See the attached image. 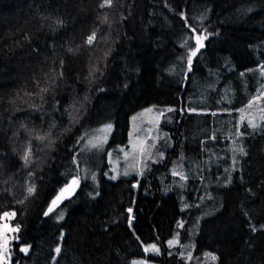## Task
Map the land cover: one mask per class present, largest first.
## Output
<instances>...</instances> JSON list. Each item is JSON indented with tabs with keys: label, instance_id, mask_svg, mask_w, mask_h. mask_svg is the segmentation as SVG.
I'll use <instances>...</instances> for the list:
<instances>
[{
	"label": "trees",
	"instance_id": "1",
	"mask_svg": "<svg viewBox=\"0 0 264 264\" xmlns=\"http://www.w3.org/2000/svg\"><path fill=\"white\" fill-rule=\"evenodd\" d=\"M102 2L0 0V215L14 212L19 228L7 264H192L168 254L166 240L179 218L186 230L204 212L196 253L264 264V0ZM197 34L207 39L192 56ZM91 46L103 67L92 77ZM150 105L166 109V158L115 180L96 173L97 185L83 175L74 157L92 129L112 124L109 153ZM35 132L46 137L40 153ZM151 242L161 254L145 251Z\"/></svg>",
	"mask_w": 264,
	"mask_h": 264
},
{
	"label": "rangeland",
	"instance_id": "2",
	"mask_svg": "<svg viewBox=\"0 0 264 264\" xmlns=\"http://www.w3.org/2000/svg\"><path fill=\"white\" fill-rule=\"evenodd\" d=\"M108 20V26H107ZM106 25L104 28L107 32H111L113 26L115 25V21L111 14L106 15V20L102 23V26ZM113 25V26H112ZM103 32V31H102ZM198 35V34H197ZM194 35V49L187 50L186 53L189 52V55L192 54L193 51L196 50L197 45L195 42ZM90 57L87 59V72L90 77L97 76L101 74L102 65L98 63V61L94 58V51L96 50L95 46H91ZM186 56V55H185ZM188 66V64H187ZM102 67V68H101ZM178 71H181V66L178 67ZM257 101V100H254ZM161 110L166 111L165 108L150 105L148 107H143L136 113H134L130 117L129 121V131H128V140L125 142L126 144H120L111 150L109 153L105 151V146L107 144L108 139L112 133V124L104 123L99 124L92 129L89 135L84 139V141L79 146L75 159L79 164L80 172L84 175L85 173H90V178L95 175V181L97 185L96 173H101L108 179L115 180L121 176H128L132 173H141L148 164V162H160L164 158H166L165 150L169 148L170 141L166 140L163 137V133L159 128V123L162 120L163 113ZM254 111L252 105L241 112L242 114H248L246 118H251V113ZM74 113V112H73ZM111 125L109 129L108 126ZM35 138V152L40 153L39 149L36 147L43 146L46 142L44 140H38L37 136H44V133L35 132L33 135ZM32 139V135L27 133V137L25 138V142L23 137H19V146L21 149L24 148L29 142L28 140ZM54 140L52 136H50V144L51 141ZM106 143V144H105ZM49 144V145H50ZM48 145V146H49ZM178 168V167H177ZM177 168H174L175 176H182L183 174ZM179 173V175L177 174ZM79 180V178H78ZM79 182V181H78ZM94 195V194H93ZM8 213H12V211H7ZM5 213V212H4ZM0 215V231L4 230V225L7 224L8 231L5 233L9 238V253L8 260L12 256L11 252V243L16 239V232L11 231V229H15L10 223V219L12 216L8 218H2L3 214ZM196 213V212H195ZM207 213H199L195 216V220L192 219L188 223V227L185 230V218H179L176 223V228L174 229L173 234L166 240V247L168 254H176L180 256L187 263L192 264H215L216 259L213 260L212 257L216 255L209 251H203L201 253L195 252V244L194 237L198 231V226L200 221L206 217ZM192 221V222H191ZM185 230V231H184ZM169 241H174L175 243L170 246ZM155 245L159 249V253L148 251L150 254L158 255L161 254V247L154 242H151L146 245L149 247L150 245ZM145 247V248H146ZM133 264H159L158 262L147 260V259H136Z\"/></svg>",
	"mask_w": 264,
	"mask_h": 264
},
{
	"label": "snow or ice",
	"instance_id": "3",
	"mask_svg": "<svg viewBox=\"0 0 264 264\" xmlns=\"http://www.w3.org/2000/svg\"><path fill=\"white\" fill-rule=\"evenodd\" d=\"M112 3H113V0H103V2L100 4V7L101 8H104V7H111L112 6ZM106 19V18H105ZM195 31V30H193ZM96 39V32L93 31V33L87 37V40H86V43L88 45H92L93 42L95 41ZM207 39V36H202V35H197L195 36V42H196V45H197V48H196V51H199V48H202L204 46V40ZM196 51H193L192 52V56H195L196 55ZM189 63H191V61L189 60ZM41 92H47L48 89L47 88H41L40 89ZM171 110V109H170ZM249 123L251 124V126L253 128L256 127V125L254 123H252V121H249ZM108 128L110 129L111 128V125L108 126ZM38 140H44L46 137L45 136H37L36 137ZM239 151L243 152V149H239ZM30 157H31V149H27L24 156L22 157V159L24 160L25 164H27L30 160ZM78 183V181L76 179H73L72 181V184L62 190L61 192V195L60 196H57L55 200H53V206H55L57 204V202L62 198L64 192H67V191H70L71 188L73 186H75L76 184ZM35 191V188L34 187H30L28 189V192L29 194H31L32 192ZM49 211H52V208L49 209ZM129 212H131V209H129ZM10 216H15V213L12 212V213H8V212H5L3 214V217L2 218H8ZM8 226L7 224L4 225V230L3 231H0V264H7V260H8V253H9V238L8 236L5 234L7 231H8ZM11 231L13 232H18L19 231V228H15V229H11ZM175 242L174 241H169V245L172 246ZM28 247H22L21 248V251L23 252H28ZM61 251V249L59 247H57L55 249V252L57 254H59ZM145 251L148 252V251H152V252H156V253H159V249L153 244V245H150L149 247H146L145 248ZM213 260L216 259L215 256L212 257Z\"/></svg>",
	"mask_w": 264,
	"mask_h": 264
},
{
	"label": "water",
	"instance_id": "4",
	"mask_svg": "<svg viewBox=\"0 0 264 264\" xmlns=\"http://www.w3.org/2000/svg\"><path fill=\"white\" fill-rule=\"evenodd\" d=\"M71 184H72V182H71L70 184H68L66 187H64L62 190L68 188ZM74 187H75V186H73V187L71 188L70 191L64 192L62 198H61L58 202H60L63 198H65L66 196H68V195L73 191ZM62 190L59 192L58 196L61 195ZM58 202H57V203H58Z\"/></svg>",
	"mask_w": 264,
	"mask_h": 264
}]
</instances>
